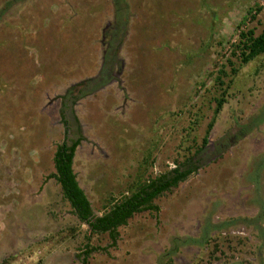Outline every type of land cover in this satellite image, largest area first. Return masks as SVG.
Returning a JSON list of instances; mask_svg holds the SVG:
<instances>
[{"label": "rangeland", "instance_id": "1", "mask_svg": "<svg viewBox=\"0 0 264 264\" xmlns=\"http://www.w3.org/2000/svg\"><path fill=\"white\" fill-rule=\"evenodd\" d=\"M248 28L264 0H0V264H81L88 236L87 264H264V54L232 53ZM62 112L96 215L215 123L198 168L114 243L50 177Z\"/></svg>", "mask_w": 264, "mask_h": 264}, {"label": "trees", "instance_id": "2", "mask_svg": "<svg viewBox=\"0 0 264 264\" xmlns=\"http://www.w3.org/2000/svg\"><path fill=\"white\" fill-rule=\"evenodd\" d=\"M257 11H260V8L256 9V13ZM256 13L252 11L248 12L249 15L251 14L252 19H256ZM236 52H238L239 58L244 64L264 54V28L259 34H256L254 28L241 30L232 53L236 55ZM228 61L232 63L230 59ZM232 70L233 73L237 71L236 68ZM217 71L215 79L224 85V66ZM231 82L232 80H230ZM229 87L228 83L219 95L215 97L216 106L214 108V115L221 110L223 104L226 102L227 96L229 95ZM62 119L66 126V134L62 142L56 146L53 156L55 170L51 173L50 177L55 178L60 184L63 198L70 203L72 212L82 222L89 225L91 232L93 234L107 233L114 243L120 236L119 228L121 226L126 225L136 213L145 210L158 212L159 206L155 203V199L177 187L180 182L185 181L198 168L194 156L199 154L207 145L209 140L208 135L215 123V117H213L208 124L202 143L195 149L193 154L185 157L183 161L175 159L177 164L172 169L165 170L159 174L148 175L147 177H144L142 174L139 175L130 184V188L127 189L126 193H122L117 199L112 196L107 201L106 206H104V212L101 215H96L91 201L80 185L74 169L76 148L80 144L83 136L78 134L75 138H69V125L64 112H62ZM187 149H191V146H188ZM143 162L147 163L146 160ZM112 201L114 202L112 203ZM90 238L91 236L87 237L86 247L88 249L84 252L81 264H87L92 249L98 248L91 246Z\"/></svg>", "mask_w": 264, "mask_h": 264}, {"label": "flooded vegetation", "instance_id": "3", "mask_svg": "<svg viewBox=\"0 0 264 264\" xmlns=\"http://www.w3.org/2000/svg\"><path fill=\"white\" fill-rule=\"evenodd\" d=\"M208 144V143H207Z\"/></svg>", "mask_w": 264, "mask_h": 264}]
</instances>
